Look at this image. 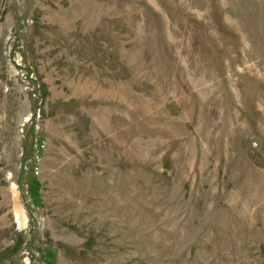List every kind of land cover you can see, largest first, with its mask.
<instances>
[{
    "label": "rangeland",
    "instance_id": "obj_1",
    "mask_svg": "<svg viewBox=\"0 0 264 264\" xmlns=\"http://www.w3.org/2000/svg\"><path fill=\"white\" fill-rule=\"evenodd\" d=\"M0 264H264V0H0Z\"/></svg>",
    "mask_w": 264,
    "mask_h": 264
}]
</instances>
